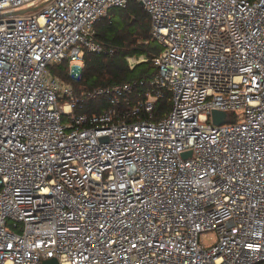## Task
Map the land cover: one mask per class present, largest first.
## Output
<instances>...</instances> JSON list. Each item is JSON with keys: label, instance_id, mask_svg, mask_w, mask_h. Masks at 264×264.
Here are the masks:
<instances>
[{"label": "built area", "instance_id": "1", "mask_svg": "<svg viewBox=\"0 0 264 264\" xmlns=\"http://www.w3.org/2000/svg\"><path fill=\"white\" fill-rule=\"evenodd\" d=\"M130 1L162 46L144 98L133 82L76 94L50 65L78 80L85 52L114 53L95 24ZM47 257L264 264V0H0V264Z\"/></svg>", "mask_w": 264, "mask_h": 264}, {"label": "trees", "instance_id": "2", "mask_svg": "<svg viewBox=\"0 0 264 264\" xmlns=\"http://www.w3.org/2000/svg\"><path fill=\"white\" fill-rule=\"evenodd\" d=\"M151 18L147 11L136 1H130L123 8H112L95 24V38L102 44L114 47V53H84V67L78 80H72L68 74V63L62 61L50 65L51 72L72 84L73 90L79 94L85 89L106 87L117 83L133 82L134 91L131 101L134 103L145 96L151 77L158 67L152 58L159 54L162 46L153 39ZM146 60L130 66L127 57L140 56ZM109 106L105 96L88 99L79 110L98 112ZM121 108L120 104L118 106ZM170 108L167 94L159 98L152 115L159 119ZM140 115H145L141 110ZM234 118V114L228 115ZM228 121V120H227Z\"/></svg>", "mask_w": 264, "mask_h": 264}, {"label": "water", "instance_id": "3", "mask_svg": "<svg viewBox=\"0 0 264 264\" xmlns=\"http://www.w3.org/2000/svg\"><path fill=\"white\" fill-rule=\"evenodd\" d=\"M41 5H43V3L35 7L19 9V10L13 11V14H20V13L28 12V11L36 9L37 7ZM212 120L215 124L226 122L228 120V113L225 111H219V110L213 111ZM187 155L188 153L183 154V156H187ZM40 264H59V261L56 257H47V258H43Z\"/></svg>", "mask_w": 264, "mask_h": 264}, {"label": "rangeland", "instance_id": "4", "mask_svg": "<svg viewBox=\"0 0 264 264\" xmlns=\"http://www.w3.org/2000/svg\"><path fill=\"white\" fill-rule=\"evenodd\" d=\"M137 2V1H136ZM139 3V2H138ZM140 4V3H139ZM215 233L213 231H205L201 234V243L205 246H209V244L214 240ZM261 264V263H256Z\"/></svg>", "mask_w": 264, "mask_h": 264}]
</instances>
